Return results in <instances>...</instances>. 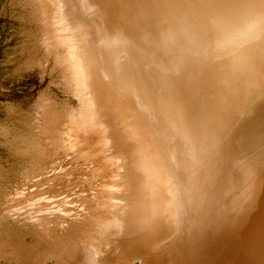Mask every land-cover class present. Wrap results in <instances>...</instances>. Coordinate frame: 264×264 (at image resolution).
<instances>
[{"label":"bare ground","instance_id":"6f19581e","mask_svg":"<svg viewBox=\"0 0 264 264\" xmlns=\"http://www.w3.org/2000/svg\"><path fill=\"white\" fill-rule=\"evenodd\" d=\"M41 1L29 0L34 24L44 17ZM76 2L94 23L95 59L82 65L91 72L87 90L103 135L64 157L62 170L77 168L78 179L57 190L50 178L39 180L61 165L42 175L48 157L34 155L20 183L0 196V225H17L4 240L30 234L56 264H264V0ZM80 25L87 28L69 24L68 51ZM47 26L40 27L43 57L34 63L44 82L53 51ZM81 101L83 124L89 108ZM93 214L110 216L126 237L106 262L100 251L84 253L52 232L92 223Z\"/></svg>","mask_w":264,"mask_h":264},{"label":"rangeland","instance_id":"374dc122","mask_svg":"<svg viewBox=\"0 0 264 264\" xmlns=\"http://www.w3.org/2000/svg\"><path fill=\"white\" fill-rule=\"evenodd\" d=\"M65 1L66 0H51V1L48 0L47 2V0H42L40 2L42 3L41 15H44L45 19L44 17L43 19H41V24H42L41 25L37 22H35L34 24L33 22L34 20L32 18L33 15L31 12L32 4L29 2V0H0V190H1L0 196L2 197V199L7 193H11L15 189L16 185H18L20 183V180L23 178V172H25V170L27 171L28 166L31 165V164L29 165V163L35 160V158H33L34 155L42 156L43 154L42 151L44 152L43 155L48 158L46 159L42 167L40 166V171H41L40 174L43 175L44 173L49 172L50 169H51L50 172H52V170L54 171L57 168V166L58 167L60 165L61 166L59 168L60 170L58 169L56 170L55 175L57 176L54 175L55 172L54 171L52 174H49L51 175L50 177L49 176L47 178L42 177L41 180H39L40 182L39 184H41V181L43 183V181H46L45 179L49 180L50 178V180H52L51 188H53V190H57L63 188L64 182L70 180L75 181L76 179H78L76 176L78 175L79 170H76L77 168H73L71 171H69V173L64 172L63 171L64 157H67L72 152H76L78 147H84L89 141H92L93 138H99L100 136L103 135L104 129H102L101 124H98L97 113L94 110V99L88 94V90H87L88 85L90 84L89 78L91 77L90 79H92L91 72L88 66L85 65V67H83L82 65V63L86 62L87 60L93 61L95 59V49L93 47L94 35L92 36L90 34V29L88 28V26H90L91 30L93 31L94 23L92 19H86V17H84L81 14L79 5L76 2V0L74 1L77 4L73 8L71 7V4H73V0H68L67 5L64 6ZM67 7L69 8L67 9ZM44 10L47 11L49 10L50 14H47L46 12L45 15L43 12ZM73 10L75 11L74 13ZM71 22H74L75 24H85L87 28H84L82 25L74 28L73 34L69 37V40L72 45V49L70 50L71 51L70 52L64 47V41L62 40H64V37L66 35L70 34L71 30H69V24ZM44 23L47 24L48 26L47 29L43 31V33L44 34L46 33L47 36H49V41L51 43V47L53 50L51 52L52 56L49 59V66L47 71V75L49 78L45 82L39 80L34 65L37 59L40 58L42 59L43 57L41 49L40 47H38V45L41 44V39H43V37L40 35L41 33L40 27H42ZM61 32L64 33L61 34ZM74 46L76 47L74 48ZM70 59L72 61H70ZM40 93H41V97L39 98V100L42 101L41 102L42 106L40 105L39 107L37 104L38 102L36 100L38 99ZM84 97L88 99L87 106L89 108V112H88L89 117H88V122L87 123L84 122L82 124L81 121L82 120L85 121V114L87 112V110L84 107L86 104L84 103L83 105H81L78 102H82L81 100H83ZM35 108H39V109L42 108V110L44 109L45 111L43 110L41 112V110L39 109L36 110ZM32 109H35V111L33 110L34 112H32ZM68 109L70 110V112ZM73 109L75 111H73ZM66 113H68V115ZM69 114L73 117L74 120L72 119L71 116H69ZM33 117H36L34 118V122L32 120ZM74 121L81 126L80 128L81 132L79 130V127H77ZM69 122L73 124L72 127H69L70 126L68 124ZM87 124H89V128L91 130V131L89 130V132H88ZM31 129H33L34 132ZM39 130L40 132L38 134ZM35 131L37 132V134ZM80 133H82L83 135ZM40 134L41 135L44 134V135L41 136ZM30 138L31 141L29 140ZM55 144L57 145L55 146ZM33 145L39 150L34 148ZM23 149L26 151H24ZM47 150L50 151L49 152L50 154H48V152H45ZM31 151L34 152L32 153ZM49 160L51 161L52 164L50 163ZM107 166L108 168H111V166L114 167L115 165L111 162H108ZM19 167L21 168L18 169ZM18 177L21 179H19ZM92 181L94 180H90V182ZM83 183L86 184V181H84ZM8 184L10 187L7 186ZM81 185L83 184L77 183L75 185L76 187L73 186L72 188H78ZM44 187H46V185ZM1 193L4 195H2ZM2 199H0V202L2 201ZM93 215L95 221L92 223L83 221L80 224H76V226L73 225L74 227L69 225L68 227L65 228L63 224L62 225L63 227H60L58 229L56 228L58 231L55 230V228H53L52 232L56 233L55 237H57V235L59 234L57 239L58 238L59 239L63 238V240L68 239L69 240L68 243H72V245L79 247L80 249H82V251H84L86 248H87L85 250L86 252H89L91 250L100 251L103 254L102 256L103 258L101 259L100 262L102 261L106 262L111 259V257L118 249V247L123 243V241H125L126 237L124 232L119 227H116L112 223L110 216L107 215V216L97 217L96 214ZM62 219L64 220V217H61V220ZM3 226L0 225V240L2 237V244L3 246H5L6 249H3L4 247L2 246V244H0L2 246L0 247V251L1 249L5 251V252L3 250L1 251L2 253L4 252L3 254L4 256L0 257V264H18L20 260L21 261L23 260L24 262H26L27 260L26 264H56L53 259L52 260L45 259V257H43L44 254H43V248H41L42 246L40 245L38 246L36 242L37 239L34 238L33 236L30 237V234L26 233L27 230L25 231L23 230L26 234H28L26 235L27 237L25 236V234H21L20 232H19L20 234L14 233L13 237H11L10 239L12 240V242H10L9 240V242L7 243L5 241L6 237L8 236L9 233L12 234L16 230L17 225L11 226L12 229H14L13 231L12 229L11 230L9 229L10 226L8 227L6 225L7 228ZM20 229H21L20 231H22V228ZM1 235L3 236L5 235V236L3 237ZM18 236H20V238L22 236L25 237L24 238L22 237L19 240L15 239L16 237L18 238ZM63 240L61 242H63ZM16 241L17 242L23 241L22 246H26V247L24 248L20 246L19 244H22V242H19L18 244ZM6 243L9 245L8 246L5 245ZM34 244L35 246H33ZM18 246L20 248H24L23 252L21 249L18 250L19 249ZM29 246H32L31 247L32 250L30 249L31 250L30 252H28L29 251L28 248H30ZM33 247L37 249L34 248L35 249L34 250ZM38 247L42 249L41 252L42 254L39 253L41 249L38 251L39 249ZM9 248L12 250H10ZM18 251L20 252L17 254V256H15L14 252H18ZM24 251L25 252L27 251L28 254H26ZM32 251H34L35 253ZM85 251L84 253H86ZM109 251L111 252L108 256L107 253ZM13 257L16 258L15 259L16 261L13 259ZM28 261H30V263ZM57 264H64V263L57 262ZM71 264H77V262H73ZM83 264H87V263L83 262Z\"/></svg>","mask_w":264,"mask_h":264}]
</instances>
